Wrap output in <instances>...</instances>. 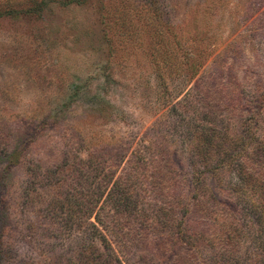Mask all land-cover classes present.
Listing matches in <instances>:
<instances>
[{
  "label": "rangeland",
  "instance_id": "374dc122",
  "mask_svg": "<svg viewBox=\"0 0 264 264\" xmlns=\"http://www.w3.org/2000/svg\"><path fill=\"white\" fill-rule=\"evenodd\" d=\"M36 1L15 0L13 16L0 4V151L8 144L0 206L9 226L0 264L66 262L90 243L74 231L44 237L43 210L64 184L27 188L26 169L59 165L64 178L70 162L102 146L148 148L158 185L139 189L132 210L154 220L171 212L158 234L175 233L193 211L194 168L223 157L216 172L204 170L202 193L226 207L221 222H238L246 250L255 218L234 195L243 176L226 162L248 147L264 161V109L256 117L264 102V0H45L41 8ZM18 142L20 162L3 178ZM250 179L261 184L264 173ZM260 194L250 191L245 200ZM217 222L196 214L188 236L198 241L189 255L178 243L165 252L154 233L108 264H221L211 260V239L222 231ZM95 244L103 252L101 240Z\"/></svg>",
  "mask_w": 264,
  "mask_h": 264
},
{
  "label": "trees",
  "instance_id": "16d2710c",
  "mask_svg": "<svg viewBox=\"0 0 264 264\" xmlns=\"http://www.w3.org/2000/svg\"><path fill=\"white\" fill-rule=\"evenodd\" d=\"M14 1L0 0V4L5 3L6 16H13L16 13V10L12 8ZM36 3L39 4V7L47 5L45 0L36 1ZM263 103L258 101L260 108H258L259 112L256 117H259L263 111ZM236 141L238 143L240 140ZM7 145L5 143L2 146L0 157L7 150ZM20 145L21 142H18L16 149L7 156V160L12 159L13 162L10 161L9 166L3 170L1 175L3 178L10 173L13 166L20 162V154H17ZM115 148L117 147L95 148L90 152V157L87 160L75 158L70 162L69 158H64L65 163L70 162V170L64 178L57 176L59 165L55 170H45L40 164L27 166V188H31L34 184H58L60 181L64 184L63 191L53 197L43 210L44 237L59 239L63 234H71L74 231L85 236L82 241H90L88 245L85 242L80 244V251L74 258H66V262L58 259L50 264H108L115 257L116 252H123L126 245H138L154 233L160 236L158 247L163 248L165 252L173 244L178 243L181 254L185 252L186 255H189V251L195 248L194 243L198 241L197 234L188 236L190 224L196 218V214L213 216L222 230L220 234H216L211 239L212 243L217 245L215 246L217 247L215 248L217 249L216 256L211 259L214 263L264 264V180L260 182L261 184H257L258 182L253 183L256 180L250 179L254 173L261 177L264 173V161L256 162L258 156H263L262 151H259L258 148L250 149L248 147L238 151L237 156H234L233 159L229 158L230 160L226 162L229 167L233 166L232 168L236 165L239 174L243 176L245 183H240L241 185L234 189V195L239 197L238 203L242 202L244 210H247L255 218L254 227L256 228L253 230V234L248 237L252 243L244 250V243L242 244L238 235V222L232 217L229 218L230 220L221 222L223 220L221 218L227 215L226 207L221 209L214 200L216 198L214 195H209L206 200L202 193L205 187L202 176L205 174L204 170L216 172L219 167H223V157L216 160L215 166L207 167L203 171L194 168L193 178L196 179V182H194L195 192L191 200L193 211L188 209L186 211L188 214L185 212V222L183 221L184 223L175 233L167 231L164 234H158L161 224L165 223L171 212L162 210V214L154 220L146 210L141 212L132 210L139 189L147 184L149 191H153L158 185V183L154 184L156 180L149 175V171L152 170L147 162L150 152L147 151V147L133 150L126 149L124 146ZM224 151L226 149L222 150V152ZM155 172L157 173V171ZM117 174L118 176H116ZM245 185L247 188L244 187ZM253 190L261 191L262 194L256 198L254 195H250L245 200V195ZM5 209V206H0V219L3 224L1 238L9 232L6 221L7 210ZM112 222L113 225H111ZM97 239H100L104 246L103 252L95 244ZM176 258H178L177 255L172 256V260Z\"/></svg>",
  "mask_w": 264,
  "mask_h": 264
}]
</instances>
